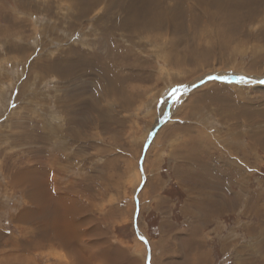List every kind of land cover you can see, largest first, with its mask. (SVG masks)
Segmentation results:
<instances>
[{"label":"rangeland","instance_id":"1","mask_svg":"<svg viewBox=\"0 0 264 264\" xmlns=\"http://www.w3.org/2000/svg\"><path fill=\"white\" fill-rule=\"evenodd\" d=\"M107 1L0 0V264H264V0H150L166 27L130 34ZM176 3L194 26L174 30ZM37 183L75 204L71 251L41 237L65 205L43 218Z\"/></svg>","mask_w":264,"mask_h":264},{"label":"bare ground","instance_id":"2","mask_svg":"<svg viewBox=\"0 0 264 264\" xmlns=\"http://www.w3.org/2000/svg\"><path fill=\"white\" fill-rule=\"evenodd\" d=\"M67 1H69L70 3H71V5H74L73 3H78V4H80V6H81V11H80V15H86L87 13H90L91 11H93V10H95V8L96 7H98L99 5H101V3L104 1V0H67ZM106 1V0H105ZM118 1H123V0H118ZM126 1V2H125ZM124 2H122L121 3V7H122V12L123 13H126L127 14V16H125V18H124V20H123V22L121 21V23L119 22V23H117V24H115L114 25V27L116 28H118L119 29V32H125L126 34L128 33V34H130V33H132V29L133 28H142L143 27V25H142V22L143 21H145V20H150L151 22H155V25L156 26H160V27H162L163 28V30H164V28L166 27V23H165V26H164V22L165 21H163V20H161V19H158V20H156L157 18H162L161 16H159V17H157L159 14L157 13V11H155V7H154V5L153 4H151L150 3V0H125ZM219 1L220 0H216L214 3H215V6H216V9L217 10H219L218 12H221V10H222V8L225 6V8H226V3H227V6L228 5H230V4H228V0H222V2L221 3H219ZM165 2H166V0H165ZM198 2L200 3V5H204L205 4V0H198ZM242 2L244 3V5L246 6V5H248V3H249V0H242ZM107 3V6H106V8L105 9H103L104 11L106 10H108L109 8H111V4H112V1L111 0H109V1H107L106 2ZM105 3V4H106ZM116 4V3H115ZM148 4V5H147ZM150 4H151V6L154 8V10H152L151 9V7H150ZM230 6H233L234 7V5H230ZM180 6L176 3L175 4V8L174 9H177L176 11L174 10V13H173V9L171 8V7H168V6H166L164 9H165V14H166V16H168V20L169 21H171L173 24H174V26H176V23H175V19H177V20H179V19H181L182 21H186V22H182V23H179V24H177L178 26L176 27V28H174V30L176 29V30H181V29H183L182 27H185L186 26V24H187V26H189L190 27V24H192L193 23V26H194V24L196 23V21H198L197 19H198V17H197V15L195 14V16H194V14L192 13L194 10L191 8V7H189V6H187L186 8L187 9H185V11L180 7ZM232 7V8H233ZM104 8V7H103ZM232 8H230L227 12H226V14L228 15V17H227V22H228V24L229 25H232V26H234L235 25V19H233L232 18V14H231V9ZM160 9V8H159ZM169 9V10H168ZM204 9L206 10V11H204V13H201L202 15H203V17H207V15L205 16V14H210V12H209V9H208V7H204ZM102 10V9H101ZM225 10V9H224ZM110 11V10H109ZM162 14V13H161ZM169 14V15H168ZM107 15V14H106ZM143 16H145V19L143 20V21H141V19H142V17ZM208 21H209V23L211 22V20H209L208 19ZM206 23V22H205ZM107 24V23H106ZM184 24V25H183ZM183 25V26H182ZM164 26V27H163ZM186 26V27H187ZM232 26H229V28H233V30L236 32L237 30H236V28L235 27H232ZM195 28V27H194ZM193 30V29H192ZM110 31V30H109ZM130 32V33H129ZM157 32V31H156ZM208 33L209 32H207V30H205V31H202L201 33H196V34H194V36L193 35H188V39H190L191 37L193 38V42H190V41H187V45L189 44V46L187 47V51H188V53L189 52H191L190 54L192 55V56H197V49H198V47H197V49H196V47H194V46H192L191 44H196L197 43V41H198V43H197V45L198 46H201L202 47V45H201V43H200V41L202 40V38L203 37H205L206 35H208ZM234 34V33H233ZM164 36V35H163ZM165 36H166V34H165ZM229 36H231L230 35V33L228 34L227 33V35H225L221 40L220 39H217V42L219 43V46H224L225 44H227L228 43V37ZM144 37V36H143ZM2 38H3V36H2ZM158 38V37H157ZM162 38V37H161ZM166 39V38H165ZM160 40V39H159ZM101 42V41H100ZM183 42L184 41H176V42H174L173 41V39H171L170 40V43H169V45H170V47H175V46H183L184 44H183ZM116 43V42H115ZM175 45V46H174ZM186 45V44H185ZM180 46V47H181ZM122 47V46H121ZM200 47V48H201ZM177 48V47H176ZM99 51V50H98ZM178 50H173V53H175L174 55H172L171 57H173V58H175V59H178V57H179V53L178 52H180V51H178ZM200 51V50H199ZM198 51V52H199ZM186 52V51H185ZM74 53L78 56V63H81V62H83L84 60H89L90 61V59H89V56H90V54H86L84 51L83 52H81V51H74ZM200 54V53H199ZM170 55H171V53H170ZM92 56V55H91ZM94 56V55H93ZM167 57V56H166ZM183 58H185V57H183ZM182 58V59H183ZM124 59V58H123ZM181 59V58H180ZM186 59V58H185ZM91 60H92V57H91ZM105 60V59H104ZM95 61H97V60H95ZM107 65V64H106ZM83 66V65H82ZM104 70V72H105V78L107 79V81L109 82V84H108V92L109 93H112V89L114 90V89H117V90H120V88H118L119 86H118V81H119V79H118V77H115V76H112V74H110V71L109 70H107V66L106 67H104L103 68ZM79 70V69H78ZM98 71V70H97ZM101 72V71H100ZM231 76H229V78H230ZM215 79H218V80H222L223 79V77H221V76H219V77H215ZM231 79V78H230ZM118 80V81H117ZM258 80V79H257ZM257 80L256 81H254V80H252V81H254L255 83H258L257 82ZM223 82V81H222ZM234 82V81H233ZM236 83V82H235ZM122 88V87H121ZM198 92V91H197ZM120 94L122 95V97L123 98H125L124 97V95L122 94V89L120 90ZM190 99V98H189ZM125 100H126V98H125ZM165 127V126H164ZM163 127V129L160 131V133H159V135L157 136V138H156V140H155V142H154V144H153V146L151 147V149L150 150H152L157 144V142H158V139L160 138V136L162 135V133H163V131L166 129V127L164 128ZM168 130H169V128H168ZM149 135V134H148ZM150 153V152H149ZM38 184V183H37ZM40 190H41V186H40V184H38V185H36V188H35V191H36V193H30V194H28L27 196H29V198H30V202H32V200H33V202L32 203H34V205L36 206V208L37 209H40V211H41V216L43 215V218L44 217H46V215H47V213H48V210H46L47 209V207H48V205L52 202H55V203H59V202H62V204L63 205H65V207H64V209H63V211H62V215H57V217L56 218H54L55 220L54 221H52V223H49L48 221H46V222H48V226H46L45 228H44V233H43V236H41L44 240H48V241H50V240H53L55 243H57V244H59L61 247H64L66 250H68V249H70L69 247L70 246H72V245H70L71 244V242H74L73 240H76V237H70V236H72L73 234L71 233V232H69V236L67 235H65V233H63L62 232V229L58 226V222H57V220H62V218L63 219H66L65 217H68V218H70V220H72V221H76L74 218H75V216H76V206H75V204L73 203V201H71V200H68V199H66V197H64V198H62V199H60L59 197H56V196H54V195H51L50 194V191H48V187H45L42 191H44L45 193H42V192H40ZM39 191V192H38ZM62 200V201H61ZM49 215V214H48ZM56 216V215H55ZM24 217H28L27 215H25V214H23V218ZM28 219H31V218H28ZM64 221V220H63ZM77 232H78V230L75 228V236L77 235ZM74 236V235H73ZM71 240H70V239ZM38 247H39V245H37ZM74 248V247H73ZM72 249V248H71ZM71 249H70V251H71ZM79 249V248H78ZM81 250V251H80ZM78 251V250H77ZM79 251L81 252V253H83V251L85 252V254H87V250L85 251V249H79ZM73 252H75V251H73ZM58 255V254H57ZM70 255H72V258H76L74 255H73V253L72 252H70ZM78 256V255H77ZM85 257H87V256H85ZM83 259V258H82ZM150 260V259H149ZM83 264L84 263V260H80L79 258L78 259H74L73 261H72V264ZM59 264V263H58ZM61 264V263H60ZM89 264V263H88Z\"/></svg>","mask_w":264,"mask_h":264},{"label":"snow or ice","instance_id":"3","mask_svg":"<svg viewBox=\"0 0 264 264\" xmlns=\"http://www.w3.org/2000/svg\"><path fill=\"white\" fill-rule=\"evenodd\" d=\"M178 90V89H177ZM176 90H174L173 94L175 93ZM141 239H144L143 237H141Z\"/></svg>","mask_w":264,"mask_h":264}]
</instances>
